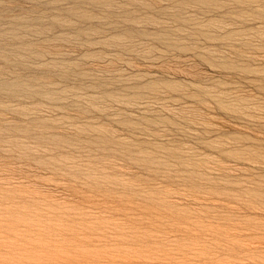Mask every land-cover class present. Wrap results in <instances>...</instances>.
<instances>
[{
  "label": "rangeland",
  "instance_id": "obj_1",
  "mask_svg": "<svg viewBox=\"0 0 264 264\" xmlns=\"http://www.w3.org/2000/svg\"><path fill=\"white\" fill-rule=\"evenodd\" d=\"M0 264H264V0H0Z\"/></svg>",
  "mask_w": 264,
  "mask_h": 264
}]
</instances>
